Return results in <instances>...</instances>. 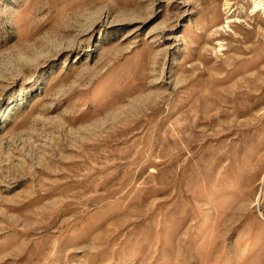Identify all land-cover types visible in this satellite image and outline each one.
Wrapping results in <instances>:
<instances>
[{
  "label": "rangeland",
  "instance_id": "rangeland-1",
  "mask_svg": "<svg viewBox=\"0 0 264 264\" xmlns=\"http://www.w3.org/2000/svg\"><path fill=\"white\" fill-rule=\"evenodd\" d=\"M0 264H264V0H0Z\"/></svg>",
  "mask_w": 264,
  "mask_h": 264
}]
</instances>
